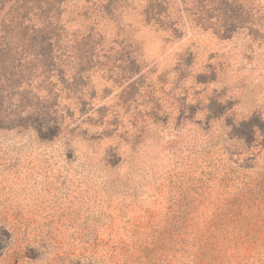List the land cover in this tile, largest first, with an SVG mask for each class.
I'll list each match as a JSON object with an SVG mask.
<instances>
[{"label":"rangeland","instance_id":"rangeland-1","mask_svg":"<svg viewBox=\"0 0 264 264\" xmlns=\"http://www.w3.org/2000/svg\"><path fill=\"white\" fill-rule=\"evenodd\" d=\"M62 9L95 55L58 136L0 126V264H264V0Z\"/></svg>","mask_w":264,"mask_h":264},{"label":"trees","instance_id":"trees-1","mask_svg":"<svg viewBox=\"0 0 264 264\" xmlns=\"http://www.w3.org/2000/svg\"><path fill=\"white\" fill-rule=\"evenodd\" d=\"M65 2L0 0V126H32L43 139L60 134L53 115L58 85L69 90L81 82L95 55L87 37L75 45L64 39L60 16ZM11 95H19L22 103L24 95H30L27 111L7 112L4 104Z\"/></svg>","mask_w":264,"mask_h":264}]
</instances>
